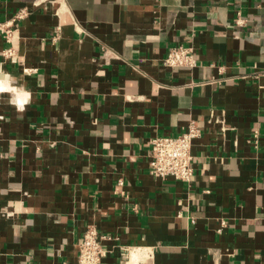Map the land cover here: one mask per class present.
Here are the masks:
<instances>
[{
  "label": "crops",
  "instance_id": "crops-1",
  "mask_svg": "<svg viewBox=\"0 0 264 264\" xmlns=\"http://www.w3.org/2000/svg\"><path fill=\"white\" fill-rule=\"evenodd\" d=\"M22 7L15 62L0 35V264H76L90 225L102 264H264V0H0V21ZM181 44L197 67L164 64ZM193 119L192 184L151 175L150 140Z\"/></svg>",
  "mask_w": 264,
  "mask_h": 264
},
{
  "label": "built area",
  "instance_id": "built-area-1",
  "mask_svg": "<svg viewBox=\"0 0 264 264\" xmlns=\"http://www.w3.org/2000/svg\"><path fill=\"white\" fill-rule=\"evenodd\" d=\"M30 13L29 8L22 7L7 20L0 21V35L8 43V47L1 54L5 60L12 62L16 60V51L13 41L20 30V22ZM235 21L238 25H243L245 19L241 11L237 12ZM60 29V25L57 26ZM164 64L170 68H189L193 69L199 65V58L193 46L174 45L169 48ZM221 81V80H218ZM212 118L209 122H212ZM203 125L193 119L188 124L186 131L175 135H156L150 140V160L149 172L157 178L165 179L173 177L177 181L191 185L194 179L195 157L192 153L194 139L202 134ZM260 135L259 130L253 132L254 142ZM120 185L123 181H119ZM109 238L106 234L90 225L87 227L79 244L76 264H102L107 250L103 247V240Z\"/></svg>",
  "mask_w": 264,
  "mask_h": 264
},
{
  "label": "bare ground",
  "instance_id": "bare-ground-1",
  "mask_svg": "<svg viewBox=\"0 0 264 264\" xmlns=\"http://www.w3.org/2000/svg\"><path fill=\"white\" fill-rule=\"evenodd\" d=\"M133 260H135L136 259V254H134V256H133V258H132Z\"/></svg>",
  "mask_w": 264,
  "mask_h": 264
}]
</instances>
